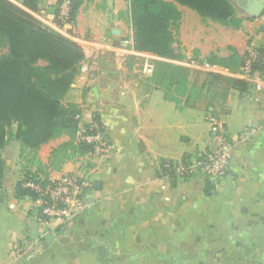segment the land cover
I'll list each match as a JSON object with an SVG mask.
<instances>
[{"label": "crops", "instance_id": "1", "mask_svg": "<svg viewBox=\"0 0 264 264\" xmlns=\"http://www.w3.org/2000/svg\"><path fill=\"white\" fill-rule=\"evenodd\" d=\"M59 1L39 0L41 22L50 21ZM81 1L72 30L84 60L64 102L78 106L80 126L96 125L112 151L108 157L78 154L69 146L76 145L74 138L62 135L33 154L8 140L2 151L0 264H264V89L255 90L264 75V0H228L238 27L206 19L210 30L195 11L175 3L176 39L185 57L157 56L155 63L189 71L178 91L173 85L166 90L153 74L136 73L132 52L117 53L134 50L126 0ZM253 5L261 7L259 14ZM231 49L240 55L257 50L259 67L244 75L200 66ZM194 72L235 81L217 110L203 106L206 92L187 101L198 80ZM208 113L219 116L231 142L226 174L216 181L200 173L171 176L173 164L193 162L210 145ZM81 165L91 187L72 220H46L34 200L16 196L25 171L54 179Z\"/></svg>", "mask_w": 264, "mask_h": 264}, {"label": "trees", "instance_id": "2", "mask_svg": "<svg viewBox=\"0 0 264 264\" xmlns=\"http://www.w3.org/2000/svg\"><path fill=\"white\" fill-rule=\"evenodd\" d=\"M20 1L21 6L10 0H0V188L5 169L2 151L8 140L18 141L21 152L34 154L42 144L62 135L73 140L80 127L93 130L90 124L80 126L78 106L64 102L73 85L76 69L84 60L81 47L33 15L39 11V0ZM69 1V21L74 24L82 1ZM126 3L132 48L161 58L185 57L176 39L180 12L175 3L221 25H239L228 0H126ZM47 17L58 23L57 8ZM244 56L231 49L227 57L210 55L202 62L229 71H242ZM260 61L253 63L252 70L259 67ZM188 74L189 71L179 65L163 61L154 65V80L156 83L164 82L166 90L172 85L176 91L182 90ZM198 75L195 74L196 77ZM208 76L210 78L203 84L194 81L188 102L199 99L207 87L218 80L216 75ZM226 81L235 84L234 80ZM69 146L78 154L92 148L85 142L69 143ZM27 181L46 183L48 178L25 171L15 184L17 197L26 196L35 201L37 194L24 187Z\"/></svg>", "mask_w": 264, "mask_h": 264}, {"label": "built area", "instance_id": "3", "mask_svg": "<svg viewBox=\"0 0 264 264\" xmlns=\"http://www.w3.org/2000/svg\"><path fill=\"white\" fill-rule=\"evenodd\" d=\"M69 5V0H61L57 4L58 23L51 20L42 23L62 35L75 40L76 38L72 30L73 24L69 21ZM117 51L120 56H124L129 51L132 52L134 56L133 70L136 73L144 76H151L153 74L155 60L158 58L156 55L136 50L118 49ZM259 60H261V55L257 50H248L244 56L243 74H251L253 72V63ZM187 65L198 66L195 61H189ZM200 66L205 69L214 67L206 63H202ZM262 89H264V75L255 84V90L260 91ZM206 122L209 126L210 145L200 150L193 162L173 164L169 168L171 176H190L200 173L204 178L216 181L226 174L230 160L231 142L226 135L224 123L216 113L208 114ZM92 129V131H87L85 128L80 127L74 135L75 144L79 142L89 143L92 146L86 152L89 157H108L112 151V147L103 139L96 125H93ZM247 134L248 132L245 131L240 137L244 138ZM24 187L30 188L37 194L35 202L40 208L42 218L67 222L77 216L84 207V195L91 187V182L88 179V171L83 166L76 171L64 173L57 178H48L46 183L27 181L24 183ZM16 250L18 251L19 249Z\"/></svg>", "mask_w": 264, "mask_h": 264}, {"label": "rangeland", "instance_id": "4", "mask_svg": "<svg viewBox=\"0 0 264 264\" xmlns=\"http://www.w3.org/2000/svg\"><path fill=\"white\" fill-rule=\"evenodd\" d=\"M10 1L21 6L20 0H10ZM165 1L172 2V0H165ZM175 6L177 7L176 4H175ZM33 15L35 17H37V19L39 18V20H40L41 15H38L36 13H33ZM42 18L43 17H41V19ZM40 21H42V20H40ZM200 22H201L202 26L206 27V29H208L209 26H211L210 21H208L206 19H201ZM208 30H210V28ZM197 73L199 74L197 78H198V82L200 84H203L206 79L210 78L208 76L209 74L206 75L204 73L194 72V74H197ZM228 85H229L228 82H226L225 80L219 79L217 82L214 83V85L212 84L211 86H208L206 90H209V92L206 91V95L204 96V98L202 100V102H204L203 106H205V108L208 109L209 111L217 110L219 107V104H221V97L220 96H222V97L225 96L226 86H228ZM216 95H217V97H216ZM208 114H210V113H208ZM80 164H81V162H80ZM81 167H83V166L81 165ZM78 168H80V167H78Z\"/></svg>", "mask_w": 264, "mask_h": 264}, {"label": "water", "instance_id": "5", "mask_svg": "<svg viewBox=\"0 0 264 264\" xmlns=\"http://www.w3.org/2000/svg\"><path fill=\"white\" fill-rule=\"evenodd\" d=\"M253 12L254 14H259L260 13V10H261V7L258 5H253ZM50 11V10H49ZM52 11V10H51Z\"/></svg>", "mask_w": 264, "mask_h": 264}]
</instances>
